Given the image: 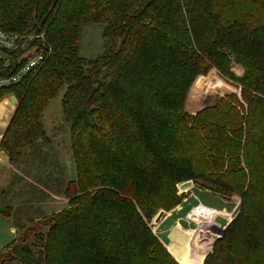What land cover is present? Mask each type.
<instances>
[{
    "label": "trees",
    "instance_id": "obj_1",
    "mask_svg": "<svg viewBox=\"0 0 264 264\" xmlns=\"http://www.w3.org/2000/svg\"><path fill=\"white\" fill-rule=\"evenodd\" d=\"M89 24L109 45L86 60ZM0 28L43 33L50 47L40 68L0 90L17 104L0 149L17 163L48 144L41 116L65 87L76 176L61 190L67 208L32 221L41 226L32 247L7 244L17 264H178L149 221L180 204L185 181L240 201L204 264H264V0H0ZM212 68L240 87L244 106L229 94L185 108L194 79Z\"/></svg>",
    "mask_w": 264,
    "mask_h": 264
},
{
    "label": "rangeland",
    "instance_id": "obj_2",
    "mask_svg": "<svg viewBox=\"0 0 264 264\" xmlns=\"http://www.w3.org/2000/svg\"><path fill=\"white\" fill-rule=\"evenodd\" d=\"M110 42L115 46L119 45V41L116 38H110ZM79 43V55L86 60L97 58L104 52L106 46L109 45V42H106L105 39H103V27L95 24H89L88 26L82 27ZM230 68L232 74L237 78L240 77L243 73V68L235 64L234 62L231 63ZM64 92L65 87H61V90L49 102L43 112V115L41 116L44 131L47 134V137L49 136V162H51V164L48 163L47 165V162L43 161L42 166L39 167V164L42 163V160H39L41 159V154L39 153L40 150H36V147L39 148V146L41 145L40 148H44L43 145L46 143L45 140L44 143L38 141L34 143L33 146L27 147L22 151V156H24L25 154V156L22 157L23 159L27 158V160H32L33 158H37L35 161V163H37L36 167H34V170L32 172H28L27 177L31 179L32 183L36 182L35 184L42 190H40L36 186L31 189L27 183L18 184L19 186L14 188L17 190V198L15 202L17 203V201H19L18 199L20 198L28 197V200L31 203L30 207L20 206V208H12L16 206L14 203L15 197L13 196V193L7 194L3 199L5 203L1 205V208L3 211H7L10 214V218L6 217L4 220L12 224L15 223V225L13 224V226L19 228V233H17L16 235L9 234V232H7L9 242H12L17 238L18 244L21 242H27L32 247L37 240V231L41 228V226H35L32 221L50 217L42 216L43 213L49 214L53 211L59 212L60 210L67 208V199L63 197L61 190L64 188L65 183L73 181L76 176L70 147V125L66 121L65 117H63L62 106L60 103L61 97ZM229 94H235L234 96L237 98V101L241 103L242 106H244L242 97L240 96V87L227 80L224 76H221L220 72L217 69L212 68L205 76H198L194 79L186 97L187 101L185 104V108L195 111L196 109L208 107L209 105H213L216 103L217 97ZM9 98H14L15 103H12L13 107H17L13 92L4 93L2 97H0V101ZM105 107L109 108V105L106 104ZM31 148H33V150H30ZM29 151H33V154L31 155ZM3 176H6V174L4 173ZM1 179L2 178L0 173V180ZM12 180L13 178L9 179L10 182ZM179 185L180 184H178L176 188L177 194L180 197V204L168 210L167 212L164 210H159L149 221V227L151 232L156 235L163 247H165L168 252L169 250L167 248H171L174 254H176L173 255L169 252L175 262H177L178 264H190L189 260L194 258L196 259V261H198L197 263L204 264V259L210 253L214 243L221 239L223 233L225 232L224 230L226 226H220L221 230H214V228L217 226V220L215 218L218 216L224 217V214L215 209H202V205L199 204L193 206L198 203V200L203 203L208 202V199H199V196L197 195L199 193L197 190L203 193L208 192L204 190L206 188L202 189L203 187L193 184L194 186L189 189H185L186 191H180L178 188ZM20 191L23 194L18 198V193L20 194ZM42 191H44V193L45 191L51 192L53 193V196L49 194L47 195V197H44L42 195ZM44 195H46V193ZM52 200L53 205L51 204ZM233 201H236V199H234ZM48 203L51 205L44 206ZM191 206H193V208L188 215L187 212L189 211ZM177 208H179L178 211H176ZM160 212L163 215L162 217H159L160 219L156 222V217ZM204 212H209L207 214V219L209 221L208 225H210L211 227H209V229L207 230L204 229L205 227L201 229L203 218L202 216ZM169 213L175 215V217H177L178 219L175 224H173L174 227L171 226L169 228V231H166L168 235L167 237L165 236L167 240L170 238L171 242L173 241V246H171L172 244H169V246H167V244H164L165 237L162 233V228L160 229V233L154 232L155 226ZM41 223H43V221ZM41 230H43L41 231L42 233L46 232L45 228ZM199 235L202 236V240L199 239L198 241H201L202 247L198 250V246L194 244L196 243L195 236ZM204 237L208 239L206 244H203V241H206V238ZM3 248L0 246V264H17L12 252H10V248H8L7 250Z\"/></svg>",
    "mask_w": 264,
    "mask_h": 264
},
{
    "label": "crops",
    "instance_id": "obj_3",
    "mask_svg": "<svg viewBox=\"0 0 264 264\" xmlns=\"http://www.w3.org/2000/svg\"><path fill=\"white\" fill-rule=\"evenodd\" d=\"M15 110H16V107L15 106L13 107V104L11 102V98L3 99L2 101H0V142L3 138V135H4L3 133L6 130L7 126L9 125V123L11 121V117L14 114ZM44 133H45V131H44ZM46 138H47V140H49V136L47 137V134H46ZM40 147H41V145L39 146V148ZM43 147L44 148H42V149L41 148L39 149L36 147V150L37 151L40 150L39 153L41 154V159H39V160H42V163L39 164V167L42 166L43 161H46L47 163L46 162L45 163L47 165H48V163L51 164V162H49L50 161L49 142H48V144H44ZM30 150H33V148H31ZM29 153L32 155L33 151H29ZM24 156H25V154H24ZM24 156H21V158L19 159V161L17 163H10L6 153L0 149V173H1V178H2L0 180V210H2L1 205H3L5 203L3 201V199L5 198V196L7 194H11V193H13V196L15 197L14 203L16 205L12 208H20V206L30 207L31 203L28 200V197L18 199L19 200V201H17L18 204L15 202V200L17 198V190L14 188L19 186L18 184H26L27 183L31 189H33L34 186L39 188L35 184L36 182L32 183L31 179L27 177L28 172H32L34 170V167H36L37 163H35V161L37 158H33L32 160H27V158H24V159L22 158ZM4 173L6 174V176H3ZM10 178H13V180L11 182L9 181ZM192 186H194L193 183H192ZM202 189H204V188H202ZM40 190H42V189H40ZM204 190L208 191V192L203 193V192L197 190L199 192L197 195L199 196V199H201V198L208 199V202L203 203L200 200H198L197 201L198 203H196L193 206H196L199 204V205H202V207H205L207 209H210V210L215 209L217 211L222 212L223 214H227L228 217L218 216L215 218L217 220V223L219 224L218 225L216 223V225H218L219 227L220 226H227L228 223L230 221H232V219L236 216L240 201L238 199H236V201H237L236 202V201H233L234 198H232V197H230L229 199L223 198V197L219 196L218 194L214 193L213 191H212L213 193H211V191H209L207 189H204ZM42 192H43L42 195L44 197H47V195H49V194L51 196H53V193H51V192L45 191L46 195H44L45 194L44 191H42ZM22 194L23 193H21V191H20V194L18 193V198L20 196H22ZM195 195H196V193H195ZM208 203H210V204H208ZM51 204L53 205V200L51 201ZM51 204L48 203L44 206H50ZM187 205H188V203H187ZM193 206H191V208L187 212L188 215L190 214V211L193 208ZM179 208H177L176 211H178ZM60 211H62V210H60ZM54 213H58V212L53 211V212H50L49 214L43 213L42 216H50ZM5 218L6 217H4L3 215L0 214V246L2 248L3 247L5 248L7 246V244L10 243L9 237H7V232H9V234H13V235H16L17 233H19V231H18L19 228H16L13 226V224L15 225V223L12 224L10 222H7L6 220H4ZM7 218H10V214H9V216H7ZM177 220L178 219H177V217H175V215L169 213L164 219H162L155 226L154 232L160 233V229L162 228L163 229L162 233H163L164 237L165 236L167 237L168 233L166 231H169V228L171 226H173V224H175V222ZM166 237L164 238L165 242H166V243L164 242V244H167V246H169V244L171 243V239L169 238V240H167ZM169 252L172 253L170 250H169Z\"/></svg>",
    "mask_w": 264,
    "mask_h": 264
},
{
    "label": "built area",
    "instance_id": "obj_4",
    "mask_svg": "<svg viewBox=\"0 0 264 264\" xmlns=\"http://www.w3.org/2000/svg\"><path fill=\"white\" fill-rule=\"evenodd\" d=\"M49 50L43 33L14 34L0 28V90L16 86L40 68Z\"/></svg>",
    "mask_w": 264,
    "mask_h": 264
},
{
    "label": "water",
    "instance_id": "obj_5",
    "mask_svg": "<svg viewBox=\"0 0 264 264\" xmlns=\"http://www.w3.org/2000/svg\"><path fill=\"white\" fill-rule=\"evenodd\" d=\"M11 102L12 103H15V100H14V98H11ZM191 186H192V182H190V181H185V182H182V184H180L179 186H178V188H179V190L180 191H183V190H185V189H189V188H191ZM162 213L160 212L159 214H158V216L156 217L157 219H156V222L160 219L159 217H162Z\"/></svg>",
    "mask_w": 264,
    "mask_h": 264
}]
</instances>
